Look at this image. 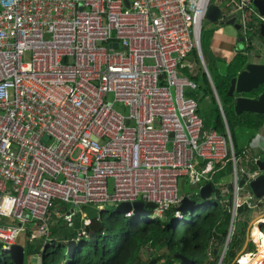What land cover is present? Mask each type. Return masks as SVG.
<instances>
[{
  "label": "built area",
  "instance_id": "2783aa9c",
  "mask_svg": "<svg viewBox=\"0 0 264 264\" xmlns=\"http://www.w3.org/2000/svg\"><path fill=\"white\" fill-rule=\"evenodd\" d=\"M211 4L0 0V257L21 237L24 245L51 243L60 222L74 229L80 219L79 241L91 206L101 217L105 207L153 203L148 216L134 208L123 216L158 221L175 208L181 220L179 207L190 196L180 194L179 182L213 185L229 162L230 234L239 206L263 203L249 191L239 202V158L228 126L226 135L206 128L191 96L199 88L191 57L195 52L204 64ZM224 6V17L238 15L250 0ZM242 173L247 183L258 175ZM220 190L226 196L228 189Z\"/></svg>",
  "mask_w": 264,
  "mask_h": 264
},
{
  "label": "trees",
  "instance_id": "16d2710c",
  "mask_svg": "<svg viewBox=\"0 0 264 264\" xmlns=\"http://www.w3.org/2000/svg\"><path fill=\"white\" fill-rule=\"evenodd\" d=\"M252 24L250 26H253ZM212 36L202 31L201 47L204 57L208 53ZM250 49L251 47L246 48L247 51ZM192 59L199 61L195 52L192 53ZM246 64L245 52H237L226 64L227 67L218 78V82L213 81L237 158L245 157L246 147L243 148L239 143L234 133L235 128H239L245 134H248L247 129L253 130L252 139L264 124V116L247 113L238 116L234 111L233 98L229 96L231 80L243 71ZM192 79L198 83L199 88L198 94L191 96L197 97V101L211 96L215 106L214 118L211 121L204 120L206 128H213L220 134L226 135V123L207 76L205 73H200ZM213 185L215 204L204 210L202 205L205 202L199 195L194 194L188 198L196 201V205L192 210L182 212L181 220L176 218L175 208L170 209L161 220L149 219L145 222L142 217L126 218L116 213L114 208L110 209L106 217H104L105 212L100 217L94 214L93 210L86 227L87 236L79 241L77 235L81 229L80 219L75 221L74 229H68L60 222L52 230L51 243L44 245L42 240L27 242L25 259L40 255L41 264H64L69 259L68 242L75 241L76 249L71 264H147L151 258L150 253L154 254L152 259H156V264H183L180 259L175 258V255L187 257L190 264H218L228 240L222 264L225 261L231 263L236 251L242 249L247 240L246 225L239 230L234 228L230 234L234 198L231 162L214 174ZM222 186L228 189L226 196L221 195ZM250 210L247 205L239 206L234 226L238 215ZM262 229L264 230V227ZM212 241L216 242L214 246H211ZM163 250L164 252L160 253ZM254 251L255 245L250 239L248 247L239 257V263L253 256ZM0 264H14V262L9 255H4L0 257Z\"/></svg>",
  "mask_w": 264,
  "mask_h": 264
},
{
  "label": "water",
  "instance_id": "95a60500",
  "mask_svg": "<svg viewBox=\"0 0 264 264\" xmlns=\"http://www.w3.org/2000/svg\"><path fill=\"white\" fill-rule=\"evenodd\" d=\"M125 3L128 5V0H125ZM250 6L254 8L256 15L264 19V0H250ZM206 20L212 23L231 25L236 29H240L241 27L237 23L236 13H232L227 17H224L223 9L215 3H212L209 6ZM257 26L259 27L260 38L263 39L264 20L258 23ZM113 47H117V44H114ZM229 96L233 98L234 111L237 115L240 116L247 113L264 116V64L248 62L243 71L239 72L238 75L231 80ZM216 97H218L217 94ZM242 166L245 172H257L258 175L255 179L249 181L248 183L247 178L242 179L240 183L241 186L248 184L257 199L264 198V160H258L256 164L249 165L247 159L244 158L242 160ZM213 192L214 187L212 183L203 184V187L199 190V196L202 201L206 202L211 198ZM195 205L196 201L191 200L188 197H184L179 210L182 212H188L192 210ZM153 206V203H147L145 205L142 202H138L133 205L130 203H122L116 207L115 212L120 215H125L131 212L132 208H134L135 213L138 216H148L149 211L146 207L148 208ZM232 227L233 223H231L230 232ZM259 228L262 236L264 231L261 229V226ZM91 239H93V237ZM227 245L228 240L221 258L224 257ZM75 249L76 242H68L69 259L64 264H71L73 262ZM240 255L242 256L243 254L241 253ZM9 256L14 264H25V248L23 246L18 244L12 246ZM175 258L180 259L183 264H190V260L185 256L175 255ZM156 262V259H152L147 264H155Z\"/></svg>",
  "mask_w": 264,
  "mask_h": 264
},
{
  "label": "rangeland",
  "instance_id": "374dc122",
  "mask_svg": "<svg viewBox=\"0 0 264 264\" xmlns=\"http://www.w3.org/2000/svg\"><path fill=\"white\" fill-rule=\"evenodd\" d=\"M220 1L221 0H212L213 3H219ZM243 15L245 16L244 22L242 19ZM246 18H247V23H249V24L250 23L258 24L261 22L259 16L255 14L254 8H252L250 6H246L244 8V12L240 13L237 16V22L238 23H246ZM203 32L210 34V35L211 34L214 35L215 33L221 32L225 36L237 38L239 42L242 41V35H243L242 30L238 31L235 29L234 26L212 23V22L207 21V20H205L203 23ZM201 49H202V47H201ZM203 58H204V64H202L201 61H197L195 71L198 72L199 74L205 73V75L207 76V78L210 82V85L212 87L215 98L217 99L218 107L220 108V104H219L220 101H219L218 97H216V88L214 87V83L218 82V80H219L218 78L225 71V69L227 67V65H226L227 64V59H226L227 57L224 58V57L219 56L218 52L216 50H213L209 45L208 53L206 54L205 57L203 56ZM184 75L188 76V74H186V73H184ZM213 81H214V83H213ZM196 93L198 94V90L192 92L191 94L196 95ZM186 95H187V93H186ZM194 98L197 99V97H194ZM198 104H199V114L201 115V117L204 120L211 121L214 118V110H215V106L212 102L211 96L201 98L200 100H198ZM120 108H122V106L117 105V109L119 110ZM220 110L222 111L223 108ZM247 132H248V134H245V132H242L239 128H235V130H234V133H235L239 143L241 144V146L243 148L248 145V143H249L248 140L251 139V135H252L251 133L253 132V130L247 129ZM261 132L264 133V126L259 131V133H261ZM257 133H255L254 135H256ZM263 147H264V143L262 142L257 148L254 149V151L258 154H261V156L264 158V154L262 153V149H261ZM197 186H189V184L186 181L181 180L179 182L180 194H183L186 196L187 195L192 196L194 194H197V193H199V190H200ZM248 191H249V186L245 185L243 187V189L239 192V202L240 203L243 202V196H245ZM136 203H138V202H136ZM213 204H215V198L214 197L207 200L205 202V204L202 205V208L204 210H206L210 206H213ZM110 209H111V207H105L104 217H106L107 216L106 214L111 211ZM93 210L95 212L94 214H96V208H94L92 206L86 208V212L89 215H92L91 212ZM187 217H189V215H187ZM263 218H264V202L259 207L254 208L245 214L238 215L237 222L235 223L234 228L239 230L240 228H242L243 226L246 225L247 226L246 239L248 241L246 240L245 246L242 249L236 251L235 258L232 260L231 263L225 261V263H223V264H238L239 257H241L240 254L244 253V251L248 247V243H249L250 239L253 241V243L255 245V251H254L253 256H251L249 258H252L257 254L258 248H259V243H260L259 239L261 237L259 236V239L257 242V236L256 235L260 231V228L258 225H259V222ZM142 220L145 222V221L149 220V218L148 217H142ZM231 223H232V221H231ZM263 227H264V224H263ZM258 228H259V230H258ZM23 240H25V239H23V237H21V239L18 241V243L23 244ZM29 242H32V241H29ZM211 244H212L211 246H214L216 244V242L212 241ZM163 252H164V250L161 251L160 253H163ZM150 255H151L150 261H151L152 258H154V254L150 253ZM246 259H248V257L243 260L244 263L246 262ZM222 260H223V258H220L218 264H222ZM243 262L239 263V264H243ZM25 264H40V260H37L36 256L28 257L25 259Z\"/></svg>",
  "mask_w": 264,
  "mask_h": 264
},
{
  "label": "crops",
  "instance_id": "0c3cea01",
  "mask_svg": "<svg viewBox=\"0 0 264 264\" xmlns=\"http://www.w3.org/2000/svg\"><path fill=\"white\" fill-rule=\"evenodd\" d=\"M226 1L227 0H221L219 3H215V4L219 5L223 9V11H226V10H228L224 6ZM242 19L244 22V19H245L244 15L242 16ZM238 24L241 26L240 29H236V28L235 29L238 31L242 30L243 35H242V41L241 42H239L237 38L225 36L223 33L220 32V33H215L212 36L211 41H210V47L213 50H216L218 52L219 56L224 57V58L227 57L226 58L227 63H229V61L232 60V58L235 56V54L237 52H240V51L243 52L244 51L245 54L247 55V63L250 62V63L264 64V38L263 39L260 38L259 27L257 26V24H254V23L252 24L253 26H250L251 23L250 24L247 23V18H246V23H238ZM247 47H251V49L249 51H247L246 50ZM221 113H222V116L225 120L224 112L221 111ZM244 114H246V113H244ZM225 123H226V120H225ZM226 125H227V123H226ZM263 126H264V124H263ZM262 127L259 129V131L262 129ZM259 131L254 136V138L251 139V141L248 143V145L246 146V149L244 151L245 157L239 158L238 169H239V176H240L241 180L243 179L242 169H244V168L242 166V160L244 158L247 159L249 165H254L251 162L255 158H258L259 160H264V158L261 156V154H258L254 151V149L257 148L262 142L264 143V133L263 132L259 133ZM261 149H262V153L264 154V147ZM232 181H233V179H232ZM213 187H214V185H213ZM249 192H251L252 195L254 196V198L257 199L250 188H249ZM261 204L262 203H260V205ZM18 245H21L25 248L24 242H23V244H18ZM40 264H41V260H40Z\"/></svg>",
  "mask_w": 264,
  "mask_h": 264
},
{
  "label": "bare ground",
  "instance_id": "6f19581e",
  "mask_svg": "<svg viewBox=\"0 0 264 264\" xmlns=\"http://www.w3.org/2000/svg\"><path fill=\"white\" fill-rule=\"evenodd\" d=\"M256 236H257V242L259 236L261 237L259 239L260 243H259L258 252L254 257L246 259V262L243 264H264V235L261 236V234L258 233Z\"/></svg>",
  "mask_w": 264,
  "mask_h": 264
}]
</instances>
